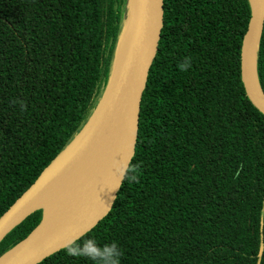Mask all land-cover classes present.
<instances>
[{
  "label": "trees",
  "instance_id": "obj_1",
  "mask_svg": "<svg viewBox=\"0 0 264 264\" xmlns=\"http://www.w3.org/2000/svg\"><path fill=\"white\" fill-rule=\"evenodd\" d=\"M127 1L0 0V216L97 106ZM249 18L248 0H163L115 201L38 264H264V115L240 75ZM257 75L264 93V23ZM40 219L36 210L10 230L0 256Z\"/></svg>",
  "mask_w": 264,
  "mask_h": 264
},
{
  "label": "water",
  "instance_id": "obj_2",
  "mask_svg": "<svg viewBox=\"0 0 264 264\" xmlns=\"http://www.w3.org/2000/svg\"><path fill=\"white\" fill-rule=\"evenodd\" d=\"M248 1L250 18L241 42L240 75L246 96L264 115V93L257 75V49L264 23V0ZM127 2V18L121 32L126 25H130L132 33L122 62L117 67L115 52L104 92L85 125L0 216L1 241L26 216L41 210L38 225L0 256V264L40 263L84 236L108 214L115 201L134 153L142 94L163 26V0ZM83 163L90 164L93 175V203L78 216L46 230L52 211L53 190L72 168ZM44 192L46 197L50 196L48 207L30 209L32 202ZM33 234L37 236L31 245L15 251Z\"/></svg>",
  "mask_w": 264,
  "mask_h": 264
},
{
  "label": "bare ground",
  "instance_id": "obj_3",
  "mask_svg": "<svg viewBox=\"0 0 264 264\" xmlns=\"http://www.w3.org/2000/svg\"><path fill=\"white\" fill-rule=\"evenodd\" d=\"M131 33L132 28L130 25H126L124 30L120 32L116 48L117 67H119L122 62L131 38ZM92 189L93 175L90 164L83 163L77 168H72L53 190V195H51L52 211L45 229L49 230L61 222L78 216L89 208L93 203ZM49 197L50 196L46 197V192H44L32 202V207L30 209L42 206L48 207ZM36 236L37 235L33 234L28 240L19 245L15 251H20L31 245L36 239Z\"/></svg>",
  "mask_w": 264,
  "mask_h": 264
},
{
  "label": "clouds",
  "instance_id": "obj_4",
  "mask_svg": "<svg viewBox=\"0 0 264 264\" xmlns=\"http://www.w3.org/2000/svg\"><path fill=\"white\" fill-rule=\"evenodd\" d=\"M186 67H188L187 62H186L185 64L181 65V68H182V69H183V68H186ZM112 252H113V253L115 252L114 247H113V249H112Z\"/></svg>",
  "mask_w": 264,
  "mask_h": 264
}]
</instances>
